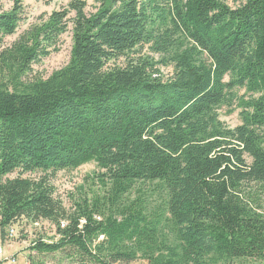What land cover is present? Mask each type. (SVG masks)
Here are the masks:
<instances>
[{"label":"trees","instance_id":"obj_1","mask_svg":"<svg viewBox=\"0 0 264 264\" xmlns=\"http://www.w3.org/2000/svg\"><path fill=\"white\" fill-rule=\"evenodd\" d=\"M8 1L0 230L48 221L56 237L32 250L77 264H264V0H99L91 14L73 0L5 48L24 15L23 0ZM65 34L69 64L30 79ZM163 66L174 68L166 81ZM237 101L242 124L230 129L218 110ZM90 162L103 193L67 210L53 180ZM141 183L163 193L152 213L128 197ZM166 225L176 245L161 238Z\"/></svg>","mask_w":264,"mask_h":264},{"label":"rangeland","instance_id":"obj_2","mask_svg":"<svg viewBox=\"0 0 264 264\" xmlns=\"http://www.w3.org/2000/svg\"><path fill=\"white\" fill-rule=\"evenodd\" d=\"M73 0H23L24 15L16 34L7 37L4 40V47H9L15 43L26 31L35 25L46 21L49 16L63 8H66ZM87 4V13H95L100 6L99 0H83ZM245 0H227V4L235 9ZM5 11H10L12 3L8 0L0 1ZM73 41L71 34H65L61 37L59 49L50 57L41 61V63L33 67V74L30 79H48L54 72L65 68L71 59ZM142 55L153 56L159 59L158 55L151 53L148 48L143 50ZM124 59L119 61L122 64ZM162 80L166 81L173 77V67H160ZM239 96L248 100L250 94L244 90L240 91ZM259 95H255L258 97ZM240 102L237 101L233 106H222L218 110L220 120L226 127L233 129L242 124ZM97 164L90 162L75 170H65L57 174L53 180L56 188L55 196L60 199L64 207L70 210L77 200L83 194L90 199L97 195H102L103 186L98 178L102 174ZM155 184L141 183L136 186L132 193L128 196L130 200L137 198L143 199L149 213L156 211L163 204V193L160 192ZM258 193L264 194L261 186H255ZM81 188H84L81 189ZM264 211V197H263ZM161 238L171 245H176L177 240L172 228L168 225L163 227ZM56 237L55 227L48 221H40L38 223L27 222L21 220L13 227L8 228L3 233L0 230V248L3 254L0 255V264H77L68 259L65 255L54 254L41 256L32 250L33 245L40 238L49 241ZM131 264H148L143 259H138ZM224 264V263H223ZM227 264H261L253 260L234 261Z\"/></svg>","mask_w":264,"mask_h":264},{"label":"built area","instance_id":"obj_3","mask_svg":"<svg viewBox=\"0 0 264 264\" xmlns=\"http://www.w3.org/2000/svg\"><path fill=\"white\" fill-rule=\"evenodd\" d=\"M62 226L64 227L65 224H63ZM2 254H3V251H2V249L0 248V255H2Z\"/></svg>","mask_w":264,"mask_h":264}]
</instances>
